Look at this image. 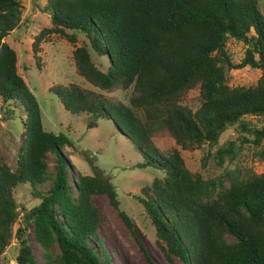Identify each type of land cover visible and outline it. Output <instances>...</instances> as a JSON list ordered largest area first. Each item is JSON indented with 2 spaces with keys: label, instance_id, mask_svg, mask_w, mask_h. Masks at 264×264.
I'll list each match as a JSON object with an SVG mask.
<instances>
[{
  "label": "trees",
  "instance_id": "trees-1",
  "mask_svg": "<svg viewBox=\"0 0 264 264\" xmlns=\"http://www.w3.org/2000/svg\"><path fill=\"white\" fill-rule=\"evenodd\" d=\"M261 1H46L44 11L50 15L51 27L35 37L34 57L49 34L75 43L66 30L80 31L109 65L101 71L88 49L79 46L73 51L78 75L102 90L133 87L128 105L76 84L56 85L52 92L71 114H86L88 128L96 127L101 119L110 120L118 134L138 150L141 161L136 167L162 172V177L142 189L144 197L139 200L167 259L173 255L183 264H264V173L238 176L229 172L224 175L225 186L222 177L206 180L189 171L177 149L163 156L151 139L155 130L165 129L183 149L215 143L226 126L243 116L264 115ZM21 9V0H0V103H11L13 113L21 109L25 116L15 168L0 158V256L9 245L18 217L14 189L29 184L40 203L23 214V226L15 232L18 251L14 264H38L26 236L30 224L43 249L53 243L60 249L57 259L44 254L46 264H110L99 239L100 216L91 197L103 194L118 208L115 188L97 171L71 174L63 148L72 147V141L64 133L43 129L39 104L17 73L16 52L3 41L17 27ZM229 37L246 45L237 63L226 51ZM225 65L228 70L257 69L260 77L252 87L229 86ZM196 87L201 103L193 112L181 100ZM240 127L254 135V144H260L264 126ZM48 153L55 155L52 176L47 171ZM259 157L264 159L263 151ZM47 181L50 186L45 191L36 189ZM119 216L142 247L137 227L125 212L119 211ZM227 235L232 242L226 240ZM92 239L100 254L91 245Z\"/></svg>",
  "mask_w": 264,
  "mask_h": 264
},
{
  "label": "rangeland",
  "instance_id": "rangeland-1",
  "mask_svg": "<svg viewBox=\"0 0 264 264\" xmlns=\"http://www.w3.org/2000/svg\"><path fill=\"white\" fill-rule=\"evenodd\" d=\"M46 1L21 0L20 21L3 41L16 52L17 73L23 78L39 104L43 129L55 134L64 133L72 141V147L66 145L63 148V153L71 165V174L93 175L94 171H97L115 188L118 208L113 207L103 194H94L91 197L100 216L97 231L109 263L151 264L148 255L153 264H183L176 256L171 255L169 259L165 257L155 229L139 200L140 197H144L142 189L150 187L154 178L162 177V172L152 167L137 168V163L141 161L138 150L118 134L110 120L101 119L96 127L88 128V116L71 114L63 108L59 98L52 92L56 85L76 84L99 93L114 103L128 105L133 87L102 90L78 75L73 51L79 46L88 49L93 64L101 71H106L109 65L106 57L97 55L80 31L66 30L67 34L75 37V43L57 34H49L40 43V50L36 54L37 57H34L32 43L35 37L43 29L51 27L50 15L44 11ZM259 8L264 11L263 1L259 3ZM245 48L246 45L242 41L231 37L226 41V51L233 63L241 60ZM225 73L229 86L252 87L260 77L259 70L248 66L228 70L225 65ZM200 103L198 87L182 96L181 104L193 112ZM11 105L0 103V158L13 170L23 138L25 116L21 109H16L13 113L10 110ZM241 124L247 128H261L264 126V115L243 116L239 122L226 126L215 143L205 142L200 146L183 149L165 129L155 130L151 139L153 146L163 156L167 157L172 150L177 149L189 171L199 173L206 180H217L222 177L224 185L227 186L228 181L224 177L226 173L231 172L238 176L247 172L264 173V159L259 157L260 152H264V137L259 145L254 144V135L243 131ZM46 162L48 175L52 176L55 155L48 153ZM70 179L73 180V175ZM70 184L75 194L71 181ZM49 186L50 181H47L36 186V189L45 191ZM31 190L32 186L29 184H20L14 189L18 217L11 228L12 237L9 245L0 256L1 264L15 263L18 251L15 232L18 227L23 226V214L40 203V199ZM119 211L125 212L137 227L142 247L131 235L119 216ZM26 236L38 264H46L44 259L46 252L53 259L60 256V249L56 243L45 250L36 242L32 224L27 227ZM226 240L232 242L233 238L227 235ZM90 242L100 254L97 242L93 239ZM101 258L104 260L103 256Z\"/></svg>",
  "mask_w": 264,
  "mask_h": 264
}]
</instances>
